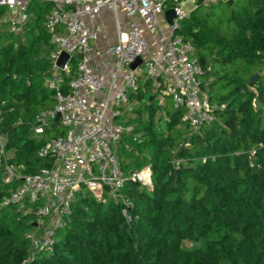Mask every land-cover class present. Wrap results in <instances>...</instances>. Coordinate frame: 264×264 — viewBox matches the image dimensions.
<instances>
[{"label":"trees","instance_id":"16d2710c","mask_svg":"<svg viewBox=\"0 0 264 264\" xmlns=\"http://www.w3.org/2000/svg\"><path fill=\"white\" fill-rule=\"evenodd\" d=\"M200 7L176 33L195 47L214 121L195 130L169 97L161 106L148 87L131 94L138 116L127 121L134 128L117 156L127 172L150 164L152 183L126 181L129 218L119 201L79 194L53 252L30 250L35 216L3 204L19 181L4 184L0 168V264H264V0H220L204 14ZM50 8L31 2L20 33L0 11V135L23 174L50 165L37 151L66 132L56 120L46 136L33 131L55 105ZM79 59L63 74L64 88Z\"/></svg>","mask_w":264,"mask_h":264},{"label":"built area","instance_id":"2783aa9c","mask_svg":"<svg viewBox=\"0 0 264 264\" xmlns=\"http://www.w3.org/2000/svg\"><path fill=\"white\" fill-rule=\"evenodd\" d=\"M33 1L51 5L45 26L56 46L47 82L55 105L37 115L33 131L46 136L60 114L58 122L66 132L41 144L38 156L51 163L37 173L23 174L5 156L4 184L19 183L3 204H15L35 216L26 235L30 250L53 252L56 234L68 225L79 194L103 203L119 201L129 218L132 202L123 192L126 181L152 183L150 164L127 172L117 156L116 146L134 128L127 122V112L135 105L131 94L149 90L161 106L169 97L175 108L184 109L183 121L195 130L213 122L215 115L202 86L195 47L176 33L188 15L185 0H0L12 32L25 29ZM219 1L202 0V4ZM190 2L195 9L199 0ZM170 9L175 11L172 24L166 18ZM104 15L114 19L113 39ZM62 53L68 59L59 66ZM74 56L80 59L64 88L63 74L71 73ZM0 151H4L1 135Z\"/></svg>","mask_w":264,"mask_h":264},{"label":"rangeland","instance_id":"374dc122","mask_svg":"<svg viewBox=\"0 0 264 264\" xmlns=\"http://www.w3.org/2000/svg\"><path fill=\"white\" fill-rule=\"evenodd\" d=\"M183 7H184V9H185V12L187 13V14H190V12L194 9V4L193 3H191L190 2V0H185L184 2H183ZM208 7H209V5L208 4H204V5H202L200 8H199V13L200 14H204V13H206V10L208 9ZM217 13H219V11H217ZM114 21V19H113V17H109V22L110 23H112ZM109 23V24H110ZM110 28V30H111V32H112V34H114V29H112L113 27H109ZM256 81V80H255ZM133 106V105H132ZM142 106V105H141ZM134 107H135V105H134ZM137 107V106H136ZM128 113V118L130 119V118H134V117H137L138 116V113H136L135 112V109H133L132 111H129V112H127ZM137 137H139V134H136L135 135V138H137ZM130 145V144H129ZM128 145V147L129 148H134V145H130L129 146ZM5 156H7L8 158L10 157L9 156V154L7 153L6 154V152L5 151H3V152H1L0 151V168L2 169V171L4 172V164H2V163H5ZM7 161H8V159H7ZM0 169V170H1ZM18 208V207H17Z\"/></svg>","mask_w":264,"mask_h":264},{"label":"water","instance_id":"95a60500","mask_svg":"<svg viewBox=\"0 0 264 264\" xmlns=\"http://www.w3.org/2000/svg\"><path fill=\"white\" fill-rule=\"evenodd\" d=\"M203 4H202V0H199V2H198V6H202ZM166 18H167V20L169 21V23L170 24H172L173 23V20H174V18H175V11L173 10V9H170V10H168L167 12H166ZM67 59H68V55L66 54V53H62L61 55H60V57L58 58V60H57V64L59 65V66H63L65 63H66V61H67ZM259 74H255V75H253L252 77H251V79L249 80V83H252V82H254L255 80H257L258 78H259ZM59 118H60V114H57V116H56V121H59ZM106 190H108V187H106Z\"/></svg>","mask_w":264,"mask_h":264},{"label":"crops","instance_id":"0c3cea01","mask_svg":"<svg viewBox=\"0 0 264 264\" xmlns=\"http://www.w3.org/2000/svg\"><path fill=\"white\" fill-rule=\"evenodd\" d=\"M109 17H110V16H108V15H104V19H105L106 22H107V28H108V31H109L110 37H111V39H113V38L115 37V30H114V34H112V32H111V30H110L109 27H113L112 29H114V24H113V22H112V23L109 22ZM97 22H100V20H97ZM109 23H110V24H109ZM100 43H102V41H101ZM105 72H106V71H105Z\"/></svg>","mask_w":264,"mask_h":264}]
</instances>
